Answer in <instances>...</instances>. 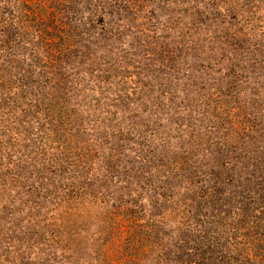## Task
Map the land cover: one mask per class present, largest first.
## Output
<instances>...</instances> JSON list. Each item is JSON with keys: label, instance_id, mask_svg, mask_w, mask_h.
<instances>
[{"label": "trees", "instance_id": "obj_1", "mask_svg": "<svg viewBox=\"0 0 264 264\" xmlns=\"http://www.w3.org/2000/svg\"><path fill=\"white\" fill-rule=\"evenodd\" d=\"M74 4L78 2L0 0V214L11 209L6 218L0 215V221L14 225L17 220L12 216L21 214L23 206L31 216L41 210L56 214L52 227L46 229L48 239L36 233L29 239L28 248L35 246L44 258L23 255L16 264H80L81 256L64 238L59 221L67 209L76 211L86 198L108 195H116L133 209L128 212L129 223L116 227L119 250L108 251L105 235L99 233L95 238L98 262L139 264L147 248L157 250L156 264H264V148L245 145L264 144V128L257 114L244 113L245 103L234 101L236 113L228 111L222 123H214L215 128L197 133L198 137L205 132L222 139L224 144L212 152V167L228 169L231 174L225 178L213 170L200 172L212 175L208 180L197 178L196 170L201 167L189 168L192 155L185 151L170 163L156 158L157 163L151 164L146 157H137L138 164L147 169L138 170L140 177L132 178L118 161L112 163L104 156L99 161L92 153L95 146L85 147V128L74 117L81 108L90 110L100 104V99L84 95L109 92L120 76L115 67L126 58L98 56L94 60L90 35L86 37L71 18L64 22L66 14L75 13ZM104 6L95 3L91 8L111 15ZM109 7L119 12L116 5ZM91 83L95 89L88 88ZM257 105L253 101L251 109ZM237 126L241 128L233 137L228 127ZM101 139L96 137L93 142ZM104 148L111 151L109 156L115 151L120 155L117 145L101 140L98 149ZM94 165L103 169L97 178ZM152 169L158 181L150 179L154 174L146 175ZM115 179L121 181L113 185ZM121 194L131 200L123 201ZM147 211L151 223L143 222ZM171 214L179 217L173 221L174 229L169 224ZM99 250L104 252L102 260Z\"/></svg>", "mask_w": 264, "mask_h": 264}, {"label": "rangeland", "instance_id": "obj_2", "mask_svg": "<svg viewBox=\"0 0 264 264\" xmlns=\"http://www.w3.org/2000/svg\"><path fill=\"white\" fill-rule=\"evenodd\" d=\"M69 1L78 4H74L75 13L66 14L64 22L68 23L71 18L86 37L90 35L93 44L89 48L95 54L94 60L98 56L126 58L121 66L115 67L120 76L114 79L115 85H110L113 93L109 90L103 95L96 91L84 95L100 99L99 105L90 110L83 107L74 117L75 123L85 128V147L95 146L91 151L99 161L103 156L112 163L118 161L130 178L140 177L138 170L147 169L138 164L137 157H146L151 164L157 163L156 158L170 163L183 151L192 155V160L187 161L189 168L201 167L196 170L197 178L208 180L212 175L200 172L210 170L220 172L221 178L231 174L228 169L212 167V152L224 144L222 139L205 132L198 137L197 133L215 128L214 123H222L228 111L236 113L234 101L239 105L245 103L244 113L257 114L256 120L264 128V0ZM95 3L105 5L112 14L93 10L91 5ZM107 4L116 5L119 12L116 14ZM84 79L87 81L89 76ZM88 88L95 89V84L91 83ZM117 90L120 92L116 93ZM253 101L259 105L251 109ZM95 102L91 101L92 105ZM228 128L236 137L235 132L241 127ZM96 137L117 145L120 155L115 151L109 156L108 148L99 150L101 140L93 142ZM245 145L250 149L264 148V144L246 142ZM206 148L209 153L205 152ZM92 169L95 178L103 172L98 170V165ZM155 173L152 169L146 175L154 174L150 179L158 181ZM161 173L158 171V175ZM118 181L121 179H115L112 184ZM135 187L134 184L132 189ZM96 191L104 192L98 187ZM121 196L123 201L131 200L129 195ZM86 199L76 211L67 209L59 225L66 241L80 254V264H110L108 259L102 260L103 250H99L102 261L96 259L99 248L95 238L99 233L105 235L108 251H116L121 245L116 227L129 223L126 220L133 207L120 202L116 195ZM9 210L0 215L6 218ZM32 213L31 216L28 207L23 206L21 214L16 212L12 216L17 220L14 225L0 221V245H4L0 249L2 264H12L13 260H16L14 264L19 263L23 255L28 259L44 258L35 246L28 248L32 241L29 239L34 233L48 239L46 229L52 227L56 214L47 210ZM149 214L148 211L142 214L144 223H151ZM169 218L174 229L173 221L179 217L171 214ZM111 227H114L112 231ZM156 257V249L146 248L144 261L139 264H156Z\"/></svg>", "mask_w": 264, "mask_h": 264}]
</instances>
